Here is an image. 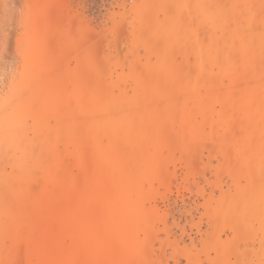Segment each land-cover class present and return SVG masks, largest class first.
Returning a JSON list of instances; mask_svg holds the SVG:
<instances>
[{"label": "rangeland", "instance_id": "obj_1", "mask_svg": "<svg viewBox=\"0 0 264 264\" xmlns=\"http://www.w3.org/2000/svg\"><path fill=\"white\" fill-rule=\"evenodd\" d=\"M0 264H264V0H0Z\"/></svg>", "mask_w": 264, "mask_h": 264}, {"label": "bare ground", "instance_id": "obj_2", "mask_svg": "<svg viewBox=\"0 0 264 264\" xmlns=\"http://www.w3.org/2000/svg\"><path fill=\"white\" fill-rule=\"evenodd\" d=\"M260 23V22H259ZM212 90H214V89H212ZM222 108V107H221ZM231 114V113H230ZM179 131V130H178ZM177 134V133H176ZM173 135V134H172ZM183 151V150H182ZM185 152V151H184ZM214 208V207H213ZM210 211V210H209ZM215 213V212H214ZM228 216V215H227ZM227 221H228V218H227ZM215 222H216V220H215ZM218 223V222H217ZM212 225V224H211ZM210 238V237H209ZM206 243V242H205Z\"/></svg>", "mask_w": 264, "mask_h": 264}]
</instances>
